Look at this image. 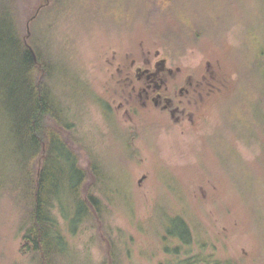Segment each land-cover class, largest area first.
<instances>
[{
  "label": "rangeland",
  "instance_id": "obj_1",
  "mask_svg": "<svg viewBox=\"0 0 264 264\" xmlns=\"http://www.w3.org/2000/svg\"><path fill=\"white\" fill-rule=\"evenodd\" d=\"M146 6L63 0L31 22L53 60L52 85L80 139L81 164L99 163L107 174L95 192L115 254L122 264H180L197 255L264 264V0ZM157 53L194 81L208 78L191 105L185 99L184 116L144 107L120 82V66ZM8 137L0 122V186L12 169ZM23 214L13 197H0V264H36L22 251ZM177 216L190 227V247L168 234ZM61 223L72 246L63 264H103L112 250L102 229L69 232Z\"/></svg>",
  "mask_w": 264,
  "mask_h": 264
},
{
  "label": "trees",
  "instance_id": "obj_2",
  "mask_svg": "<svg viewBox=\"0 0 264 264\" xmlns=\"http://www.w3.org/2000/svg\"><path fill=\"white\" fill-rule=\"evenodd\" d=\"M43 1L42 6L37 3L30 7L29 0H0V122L6 125L11 142L12 163L11 175L0 186V197H13L23 210L22 251L30 254L36 264H63L64 257L72 255L62 219L69 232L84 225L102 229L112 250L103 264H122L115 254L105 203L95 192L102 189L100 184L108 180L107 174L99 163L91 161L86 167L81 164L77 145L80 139H75L74 124L52 85L56 73L53 60L42 53L35 36L27 39V23L39 8L43 7V12L54 2L49 7L54 9L63 0ZM144 2L148 9L161 6L165 10L172 8L176 0ZM169 222L168 234L190 247L193 236L186 220L177 216ZM182 247L172 251L179 253ZM170 249L166 245L165 250ZM198 256L180 264H231Z\"/></svg>",
  "mask_w": 264,
  "mask_h": 264
},
{
  "label": "flooded vegetation",
  "instance_id": "obj_3",
  "mask_svg": "<svg viewBox=\"0 0 264 264\" xmlns=\"http://www.w3.org/2000/svg\"><path fill=\"white\" fill-rule=\"evenodd\" d=\"M118 70L123 76L120 82L132 89V95L138 94L142 98L144 107H156L173 116H184L185 99L191 105L195 96L210 85L206 75H203L204 81H194L191 75H182L180 68L169 66L168 59L159 53L147 61L133 60L130 65L120 66Z\"/></svg>",
  "mask_w": 264,
  "mask_h": 264
},
{
  "label": "water",
  "instance_id": "obj_4",
  "mask_svg": "<svg viewBox=\"0 0 264 264\" xmlns=\"http://www.w3.org/2000/svg\"><path fill=\"white\" fill-rule=\"evenodd\" d=\"M42 8H40L38 11H37V14L27 23V32H28V35H27V39H29L31 37V22L37 18V16L39 15L40 13V10ZM31 50L34 52V49L32 47H30ZM35 53V52H34Z\"/></svg>",
  "mask_w": 264,
  "mask_h": 264
}]
</instances>
